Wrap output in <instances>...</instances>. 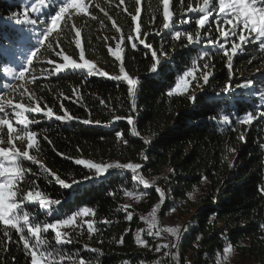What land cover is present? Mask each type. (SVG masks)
I'll list each match as a JSON object with an SVG mask.
<instances>
[{
    "label": "trees",
    "instance_id": "obj_1",
    "mask_svg": "<svg viewBox=\"0 0 264 264\" xmlns=\"http://www.w3.org/2000/svg\"><path fill=\"white\" fill-rule=\"evenodd\" d=\"M40 4L43 0H0V104L8 115L20 103L42 109L41 113H28L30 119L40 121L31 126L38 133L39 147L26 149L35 160H24L29 171L20 185L23 192L35 184L49 198L65 202L63 218L82 207L95 213L77 217L73 225L58 229L62 236L67 233L70 241L63 245L64 264H80L81 259L85 264H225L226 255L231 264H264V51L258 42L245 45L229 67L223 52L207 42L210 37L223 39L217 30L225 28L217 0L205 28L195 23L203 0H170L174 17L171 31L163 29L159 0H141L142 11L135 23L131 21L136 14L135 0H85L88 12L72 10V19L66 25L62 20L61 28L48 37L42 33L51 23L50 17L46 24L41 9L55 15L58 6ZM31 5L42 7L34 13ZM37 17L38 22L33 23ZM113 22L120 32L113 28ZM175 31L181 32L179 39ZM197 33L200 42L189 44L188 35L195 41ZM128 36L136 38V48ZM76 39L81 41L79 48ZM140 39L152 48H145ZM118 42L122 61L108 52L109 47L115 50ZM232 42L240 44L238 37L228 41L229 54ZM37 49L33 63L23 66L28 69L24 79L7 77L5 67L18 74L23 67L17 58ZM80 50L110 76L120 75L123 63L126 72L139 80L136 112H131L126 82L79 71H53L63 62L57 53L78 60ZM153 51L162 63L158 74L151 71ZM188 70H192L185 78L188 90L168 96L178 74ZM205 73L209 74L207 83ZM249 81L248 88L240 87ZM226 86H230V93L224 92ZM191 96L197 97L195 103ZM46 106L53 109L54 116L66 110L75 119H48L43 116ZM249 112L254 117L251 124L240 123L237 117L242 119ZM129 115L136 121L134 125L127 124ZM224 115L230 117L228 124L222 122ZM115 116L124 119L114 121ZM85 119L93 123L84 124ZM133 127L139 135L131 134ZM117 131L121 138H117ZM81 158L144 167L135 174L128 169H110L112 176L97 178L94 171L75 164ZM133 175L149 182L147 192ZM55 176L71 187L56 183ZM157 187L166 203L155 191ZM157 205L161 207L151 231L160 235H149L152 209ZM27 207L36 210L35 205ZM58 218L41 217L53 223ZM88 222L96 225L92 233ZM169 227L178 229L181 239L164 231ZM138 235L143 243L137 241ZM54 237L50 230L47 239L54 243ZM162 244L170 247L157 251ZM174 244L178 246L171 247ZM225 248L230 251L225 253ZM0 264H31L19 233L2 222Z\"/></svg>",
    "mask_w": 264,
    "mask_h": 264
},
{
    "label": "snow or ice",
    "instance_id": "obj_2",
    "mask_svg": "<svg viewBox=\"0 0 264 264\" xmlns=\"http://www.w3.org/2000/svg\"><path fill=\"white\" fill-rule=\"evenodd\" d=\"M123 2V0H122ZM35 3V0H33ZM159 3L163 6V29L171 31L174 27V17L172 12L170 11V0H159ZM216 3V0H203V7L199 8V13L201 15L198 19L195 20V23L200 28H205L206 22L209 16L213 15L211 10V6ZM43 4L47 5V8H52L54 5L58 6V10L55 11V15H51V12H48L46 8L42 7L41 14L46 16L45 23H48L47 17H50L51 23L48 24L46 30L42 33L44 37H48L53 32H56L61 28V21H64L66 25L67 22L72 19L71 12L75 10V12H88V8L86 7L85 0H51V4H48V0H43ZM135 4L137 5L135 8V15L131 16V21L135 23L137 21V17L141 14V0H135ZM258 5H264V0H219V15L224 18L223 23L225 25L224 29H217L220 32V36L223 38L222 41H216L213 38H208L207 42L210 46L216 47L217 51H222L224 56L227 57L229 67H231L233 57L235 55L240 54L244 51V46L252 43L253 41L258 42L259 48L264 51V7H258ZM35 10V9H34ZM195 9H189V11H194ZM107 15V13H105ZM27 20L28 17L25 16ZM108 19H112V17H108ZM33 23L38 22V17L36 20L32 21ZM170 22H172L170 24ZM187 23H191V21H187ZM113 28H115L116 32H120L121 29L116 26L115 22H113ZM135 31L137 33L140 32L139 25H137ZM247 33L248 35H245ZM254 34V35H253ZM147 35V34H143ZM159 35V33H157ZM76 36L79 37L80 33L77 32ZM175 37L179 39L181 37L180 31H175ZM238 37L240 44H236L232 42L231 44V54L226 48V43L233 38ZM127 39L129 41H133L132 47L136 48L137 44L134 42L135 37L128 36ZM189 44L199 43L200 42V34L197 33L195 41L193 40L192 35H188L187 37ZM123 40V37L121 38ZM44 40H40V44H43ZM140 44H143L145 48H152L151 45L145 43L144 39H140ZM76 47H81L80 39H76ZM37 50L32 51L26 58V61L29 65L33 63V58L37 55ZM108 52L111 56L115 58L116 61H122V48L121 43L118 42L115 46V50L112 47L108 48ZM58 55H62L63 63L57 64L53 71L57 74L64 71H72V72H82L86 76L96 75L102 78H109L116 80L118 82H126L127 84V95L130 98L131 102V112L137 111V97L139 93V80L132 78L125 70V66L123 63L120 64L119 73L120 75L110 76L107 72L101 70L96 66L95 63L90 62L85 58L84 51L80 52L79 61L73 60L69 55H64L63 52L57 53ZM153 60L155 61L151 66V71L158 74L159 68L162 66V63L157 60V53L155 51L152 52ZM207 67V65L205 66ZM28 71L26 67L21 68L18 74L17 72L5 67L4 72L6 75H11L13 78L24 79L25 73ZM192 75L190 70L184 71L183 75L178 74V78L175 82V87H169V91L167 92L168 96H172L173 94H183L188 90L189 84L185 80L186 77ZM231 79V77H230ZM203 80L205 83L209 81V74L205 73L203 76ZM251 84V81L241 85L240 87L248 88ZM230 86H226L224 89L225 93H230ZM264 98V97H262ZM189 99L192 100L193 103L196 102L197 97L191 96ZM11 104V101L8 102ZM105 102L101 100V104ZM47 107V106H46ZM15 109L21 110L16 113V123L18 125H23L22 128L19 129L18 132L13 128L12 123H10L6 119H0V125L7 124V143L9 145L13 144L15 140H27V148L32 150L34 148L39 147V136L37 131L32 130V125H38L40 121L36 119H29L24 113L33 112V113H41L42 109L40 107H25L24 104H15ZM63 108V105H61ZM5 109L2 104H0V113H4ZM261 115H264L262 113ZM43 116L52 119L53 117L56 120L61 122H71L75 117L69 114L66 110L63 115L54 116L53 109L51 107H47V110L43 112ZM253 114L249 112L242 119L237 117L240 123L242 124H251L253 120ZM114 121H119L124 119L120 116H115ZM128 125H134L136 121L133 119L132 115H129L127 118ZM84 124H91L93 121L90 119H85L82 121ZM222 122L228 124L230 122V117L228 115H224L222 117ZM95 123H99L96 121ZM0 134H2V130H0ZM131 134L133 136L139 135L136 128L133 127ZM117 138L122 137V133L116 132ZM242 138V137H241ZM125 143L128 141L125 140ZM145 144L149 143L147 140L144 141ZM29 150L17 151L15 149H8L0 146V158H10L9 162L6 164L3 160H0V222L4 225L10 226L15 230L16 233H19V239L23 241V248L26 254L31 256V264H64L65 253L63 252V245L70 242L67 239V233H62L58 231L61 226H69L73 225L76 222L77 217H84L89 214L95 215L94 211L89 207L79 208L78 211L68 214L66 218L64 213V203L60 199H52L49 198L48 194H46L43 190L39 189L35 184H33L29 190L24 193L23 189L20 187L22 185L23 180L25 179L29 169H27L24 165V160L34 161L35 157L30 155ZM144 159L147 160V155H144ZM76 165H83L85 168L89 170L95 171V176L97 178L103 177L107 178L108 176H112L113 173L109 171L110 169H128L131 170L132 173H137L138 170L143 169V165L137 163H125V164H108V163H93L90 160L84 159H76ZM43 168V166L41 165ZM47 172V169H44ZM85 180L93 179V177H85ZM133 180H138V183L143 185V190L147 192L149 190L150 185L149 182L144 179L142 176L137 177L133 175ZM55 181L59 185L64 188H69L71 185L67 184L64 180L60 179L59 176H55ZM73 183H79L77 181H73ZM155 191L160 195L161 201L166 203V197L160 188H156ZM125 195H133L131 192H125ZM29 204L35 205L36 210L28 208ZM161 205H157L152 209V217L149 222V235H160L159 232L153 233L151 230L156 227V211L157 208H160ZM43 215L49 216H60L61 218L55 219V222L42 220L41 217ZM34 217V218H33ZM127 219L131 221L133 216L129 214ZM105 223L107 221H104ZM87 228L89 233H92L96 230V225L93 222L87 223ZM55 233L54 243L51 240L47 239V236L50 232ZM164 231L177 235V239H181L178 235L179 230L176 228H166ZM5 235H9L7 230H5ZM137 241L143 243L140 239V236H137ZM123 240L121 239V243ZM178 245H171V247H176ZM170 247L168 244H162L157 246V251L161 248ZM230 251V248H225L224 252L227 253ZM80 264H85V260L81 259Z\"/></svg>",
    "mask_w": 264,
    "mask_h": 264
},
{
    "label": "rangeland",
    "instance_id": "obj_3",
    "mask_svg": "<svg viewBox=\"0 0 264 264\" xmlns=\"http://www.w3.org/2000/svg\"><path fill=\"white\" fill-rule=\"evenodd\" d=\"M40 5H43V4H40ZM40 5H31L30 7H29V9H31V11L32 12H36V11H39L40 9H41V7L42 6H40ZM217 9H218V11H219V0H217ZM258 7H264V5H258ZM35 9V10H34ZM30 12V11H29ZM219 14V13H218ZM50 22H51V20H50ZM247 33H245V35H246ZM248 35V34H247ZM254 35V34H253ZM80 52H81V50H80ZM80 52H79V55H80ZM9 57H11V58H13L14 57V55H8ZM26 58H27V56L26 57H18L17 58V62H18V64H20L22 67L23 66H25L26 65ZM74 60V59H73ZM77 62H80L79 61V59L78 60H76ZM64 62V61H63ZM62 62V63H63ZM191 72H192V70H190ZM109 74V73H108ZM7 77H9V78H12V76L11 75H7ZM186 80V79H185ZM14 107V106H13ZM21 110H19V109H15V108H13L12 109V112H11V115H8L7 113H4L3 115H4V118H2V119H6V120H8L10 123H12V126H13V128L16 130V132H18L19 131V129L20 128H22L23 127V125H18L17 123H16V113H18V112H20ZM28 113L29 112H27V113H24L26 116H28ZM28 118H29V116H28ZM30 119V118H29ZM7 128H8V125L7 124H4V125H0V130H2V134H0V146H2V147H5V148H8V149H15V150H17V151H24V150H26L27 149V144H28V141L25 139V140H23V141H21V140H15L14 139V141H13V144L12 145H9L8 143H7V137H8V133H7ZM9 159L10 158H0V160H3L6 164L9 162ZM81 159H84V160H90V159H86V158H81ZM90 161H92V160H90ZM93 162V161H92ZM93 163H95V162H93ZM92 171H94V170H92ZM94 175H95V171H94ZM226 256H228V255H226Z\"/></svg>",
    "mask_w": 264,
    "mask_h": 264
},
{
    "label": "bare ground",
    "instance_id": "obj_4",
    "mask_svg": "<svg viewBox=\"0 0 264 264\" xmlns=\"http://www.w3.org/2000/svg\"><path fill=\"white\" fill-rule=\"evenodd\" d=\"M223 262H224L225 264H231V261H230V259L228 258V256H224V257H223Z\"/></svg>",
    "mask_w": 264,
    "mask_h": 264
}]
</instances>
